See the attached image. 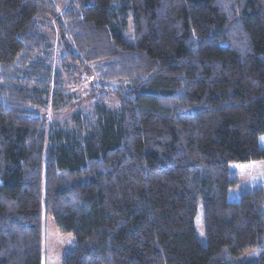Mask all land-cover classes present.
Wrapping results in <instances>:
<instances>
[{"label": "trees", "instance_id": "trees-1", "mask_svg": "<svg viewBox=\"0 0 264 264\" xmlns=\"http://www.w3.org/2000/svg\"><path fill=\"white\" fill-rule=\"evenodd\" d=\"M95 62L93 110L49 124ZM261 135L264 0H0V264H42V212L62 264H264V190L228 198Z\"/></svg>", "mask_w": 264, "mask_h": 264}, {"label": "rangeland", "instance_id": "rangeland-1", "mask_svg": "<svg viewBox=\"0 0 264 264\" xmlns=\"http://www.w3.org/2000/svg\"><path fill=\"white\" fill-rule=\"evenodd\" d=\"M68 0H56L58 10H62ZM51 27V28H50ZM56 25L54 22L49 21L44 31L49 38V42L52 46L51 64L52 67L58 66L60 61L58 39L56 37ZM97 63L88 64L87 70L85 68H77V74L72 78H64L63 84L65 90L79 97L78 103L70 109L60 112H47V122L63 127L64 129H70L73 124V116L75 113L87 114L93 110L95 105V99L90 96L91 89L96 85L91 83V80H95L93 75L96 69ZM109 98L105 102L109 109L115 110L118 108L120 101L115 96H108ZM39 110V114L45 113ZM259 145L264 147V135L259 137ZM229 174L236 176L238 182L235 186L229 188L228 198L229 200L236 201L239 199L241 193L255 189L262 188L264 190V159L244 161V162H231L228 165ZM43 226H42V264H62L64 255L71 251L76 245V238L71 233L60 232L52 219L42 212ZM195 229L198 239L204 243V228H203V215L202 207L198 206L197 213L195 215ZM238 263L244 262H257L258 251L252 249L244 254H241L235 258Z\"/></svg>", "mask_w": 264, "mask_h": 264}]
</instances>
